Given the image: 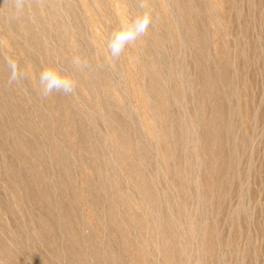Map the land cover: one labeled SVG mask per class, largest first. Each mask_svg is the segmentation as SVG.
Here are the masks:
<instances>
[{
  "label": "rangeland",
  "instance_id": "1",
  "mask_svg": "<svg viewBox=\"0 0 264 264\" xmlns=\"http://www.w3.org/2000/svg\"><path fill=\"white\" fill-rule=\"evenodd\" d=\"M0 264H264V0H0Z\"/></svg>",
  "mask_w": 264,
  "mask_h": 264
},
{
  "label": "clouds",
  "instance_id": "2",
  "mask_svg": "<svg viewBox=\"0 0 264 264\" xmlns=\"http://www.w3.org/2000/svg\"><path fill=\"white\" fill-rule=\"evenodd\" d=\"M40 80L42 83L47 81L43 88V94L45 96L50 95L54 90L62 91L66 95L71 94L73 88L72 83L68 80L62 79L55 73L46 70L41 73Z\"/></svg>",
  "mask_w": 264,
  "mask_h": 264
}]
</instances>
